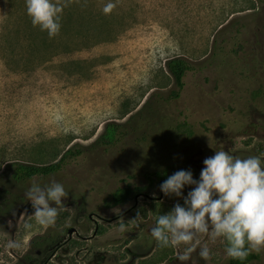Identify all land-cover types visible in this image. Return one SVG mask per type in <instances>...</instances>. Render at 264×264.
Here are the masks:
<instances>
[{"label":"rangeland","instance_id":"rangeland-1","mask_svg":"<svg viewBox=\"0 0 264 264\" xmlns=\"http://www.w3.org/2000/svg\"><path fill=\"white\" fill-rule=\"evenodd\" d=\"M65 2L77 13L63 10L49 38L27 28L25 0H0V191L11 199L0 217V264H227L223 240L207 235L198 237L207 261L199 245L185 261L184 245L157 246L150 229L176 198L147 175L191 169L198 179L214 150L264 156V3L113 0L106 15L107 0ZM174 57L192 69L168 100L177 88L165 63ZM109 123L124 127L112 144H97ZM69 148L81 152L33 177L68 192L43 228L25 196L32 178L15 183L3 172L13 162L54 163ZM124 187L141 195L108 205ZM258 256L249 264H264V251Z\"/></svg>","mask_w":264,"mask_h":264},{"label":"clouds","instance_id":"clouds-1","mask_svg":"<svg viewBox=\"0 0 264 264\" xmlns=\"http://www.w3.org/2000/svg\"><path fill=\"white\" fill-rule=\"evenodd\" d=\"M25 6L33 27L49 38L59 34L65 0H25ZM115 7L113 0H107L102 11L107 15ZM186 187L190 190L185 195ZM160 191L176 202L156 217L150 235L162 249L184 245L180 261L187 260L198 245L199 257L210 258L209 248L198 239L201 235L223 240L226 255L235 261L243 262L250 254L264 251V156L240 157L214 150L203 160L198 179L191 169H180L163 180ZM25 196L32 205L35 224L47 228L55 224L68 192L57 180L42 183L32 178ZM139 219L137 213L131 221ZM31 228V223L25 224V229ZM124 228L121 224L120 229Z\"/></svg>","mask_w":264,"mask_h":264},{"label":"trees","instance_id":"trees-1","mask_svg":"<svg viewBox=\"0 0 264 264\" xmlns=\"http://www.w3.org/2000/svg\"><path fill=\"white\" fill-rule=\"evenodd\" d=\"M257 1L259 3H264V0H257ZM72 4H73V2H67L66 6H65L66 8H64L65 15L68 19H71L72 15L77 13L76 7H73ZM6 15H7L5 17L6 21L11 22L15 18L13 10H9ZM26 26L30 30L34 29L31 27L30 21L26 20ZM33 31H35V30H33ZM239 31L240 30L237 29V32H239ZM226 32H219L218 35H221L224 33L226 34ZM165 67H166L168 73L170 74V76L172 77L173 83L177 88L176 91L175 90L171 91V95H170L171 97L168 99V100H171V99L177 98L179 96V93L184 86L183 79L186 76V74L192 69V66H191V63H189L184 58L174 57V58L166 61ZM123 127H124V123H109V124H107L105 126L103 132L96 139V143L101 144V145L112 144L114 141L117 140V136L121 132V129ZM80 152L81 151L78 149L75 152H73L72 148H69V149H67V151H65V153L62 155V157L58 161H56L54 163H50V164H44V165H42V164L41 165H39V164H27V163H22V162H13L10 165H7L5 167L3 174L6 175V177L9 180H11L15 183L23 182L25 180H28V179H31V178L37 177V176L50 175V174L58 172L62 168V165L64 164V161L68 156H70V155L76 156ZM147 178L151 182H154V180H160L161 183L163 182L164 179H166L165 174H163V173L160 174L159 172L154 173L153 180L149 175H147ZM3 188L4 187L0 185V189L5 192V190H3ZM139 191H140V188H138V189L136 188V190L131 189L130 187L121 188L117 192H115V194L111 197L109 203H107V204L111 205V206H117V205L124 204L130 198H132V196L133 197L137 196V194H139V193H136V192H139ZM2 196H3V194L0 191V217H1V215H4L8 212L7 210L10 208V202H11L10 198L9 199H3ZM258 258H259L258 254L253 253V254H250L249 257L243 262L235 261V260H232L229 258L227 264H249L253 261L258 260Z\"/></svg>","mask_w":264,"mask_h":264},{"label":"water","instance_id":"water-1","mask_svg":"<svg viewBox=\"0 0 264 264\" xmlns=\"http://www.w3.org/2000/svg\"><path fill=\"white\" fill-rule=\"evenodd\" d=\"M68 232H69V234H71V233L73 232V230H72V229H70Z\"/></svg>","mask_w":264,"mask_h":264},{"label":"flooded vegetation","instance_id":"flooded-vegetation-1","mask_svg":"<svg viewBox=\"0 0 264 264\" xmlns=\"http://www.w3.org/2000/svg\"><path fill=\"white\" fill-rule=\"evenodd\" d=\"M141 195V194H138V196Z\"/></svg>","mask_w":264,"mask_h":264}]
</instances>
